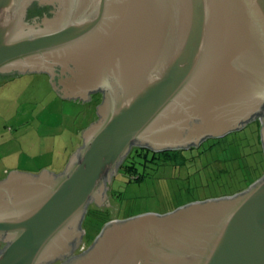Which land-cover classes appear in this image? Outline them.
<instances>
[{
    "label": "water",
    "instance_id": "1",
    "mask_svg": "<svg viewBox=\"0 0 264 264\" xmlns=\"http://www.w3.org/2000/svg\"><path fill=\"white\" fill-rule=\"evenodd\" d=\"M57 1L41 24L26 19L33 0H0V72L49 70L62 99L102 89V118L62 172L0 179V264L71 253L133 144L194 148L259 114L264 151V0ZM92 243L64 264H264V176L240 194L112 219Z\"/></svg>",
    "mask_w": 264,
    "mask_h": 264
},
{
    "label": "rangeland",
    "instance_id": "2",
    "mask_svg": "<svg viewBox=\"0 0 264 264\" xmlns=\"http://www.w3.org/2000/svg\"><path fill=\"white\" fill-rule=\"evenodd\" d=\"M32 3L27 19L48 12L38 0ZM87 113L84 103L62 99L45 74L22 73L0 83V179L13 169L62 171L78 148L79 130L90 121ZM258 127L259 123L250 122L198 147L170 150L171 158L149 161L138 174L119 168L109 182V196L101 203L109 213L88 207L85 241H94L104 218L165 213L187 201L228 196L254 182L264 173ZM141 173L144 176L138 178Z\"/></svg>",
    "mask_w": 264,
    "mask_h": 264
},
{
    "label": "flooded vegetation",
    "instance_id": "3",
    "mask_svg": "<svg viewBox=\"0 0 264 264\" xmlns=\"http://www.w3.org/2000/svg\"><path fill=\"white\" fill-rule=\"evenodd\" d=\"M32 5H33V3H31V5L29 6L27 14H28L29 9L31 8ZM38 6L45 7V8L47 7L48 12L46 14H44L42 17L34 18L33 19L34 22H30V21L27 20L29 23H41L42 24L46 18H49V17H47V15L50 16V18L52 16H54V13H55L56 9L59 6V2L57 0H38ZM11 73H13L14 76L18 75V74H22V73L45 74V75H47L50 78L51 83L53 85V80H54L53 79V74L49 70H40V71H30V70H28L26 72H21V73L20 72H0V75H1V77H6L8 74H11ZM15 73H17V74H15ZM53 88H54V85H53ZM105 97H106V93H105L104 90H102V89H91V90L88 91V94H87L86 97L80 96V97H77V98L65 99V100H75V101L84 103L87 106V109H88L87 115L92 117L91 120H90V125H91L93 122H95V121L99 120L100 118H102V115H100V113H99V105L104 102ZM92 108H93V110H92ZM250 122L258 123V118L257 117H253L252 119H250L247 122L246 125H248ZM246 125L238 128V129H233V130L227 132L225 135L220 136V137H209V136H207L202 141H204L206 139H209V138H216L217 139V138H221V137L227 136L230 133H234V132H237V131L245 128ZM192 146H195V145H192ZM170 150H176V149H168V150H164V151H161V152L167 153V156L170 157V155L173 154V153H170ZM150 152L156 153L155 151H150ZM123 167H124V162H122L119 165V168H123ZM251 183L249 182L248 185L251 184ZM109 193H110V189H109L108 186H106L105 190L103 192V196L104 197L109 196ZM91 206L101 210V202L99 203L96 198H93V200L89 203L88 207L90 208ZM105 208H107V207H105ZM83 225H84V220L80 224V230H82L83 232L76 239V242L73 245L72 252L67 254V255H64V256H61L59 258H56L55 260H52V261H50V262H48L46 264H64V263H66V261L68 259H70L71 257H73L75 255L80 254L81 252L85 251L89 247L90 243L85 241L86 234H85V230H84ZM7 242H8V237L6 235L0 236V250L4 246V244H6Z\"/></svg>",
    "mask_w": 264,
    "mask_h": 264
},
{
    "label": "trees",
    "instance_id": "4",
    "mask_svg": "<svg viewBox=\"0 0 264 264\" xmlns=\"http://www.w3.org/2000/svg\"><path fill=\"white\" fill-rule=\"evenodd\" d=\"M254 117L258 118V123H259V126H260L259 127V141H260V144L262 145V150H263V142H262V135H261V127H262V125H261V115L257 114ZM150 151H152V150L150 148H148V147L139 146V145L133 144L132 147H131V150L128 153V155L122 161V162H124V167L123 168L125 169V171L128 172L129 175L138 174L140 172V169L146 167L147 164L149 163V161L155 162L154 160H156L157 158H160L162 160H166L168 158H171V156L170 157L167 156V153H157V152L156 153H152ZM143 176H144L143 173H141V174H139L138 178H142ZM263 176H264V174L262 176H260V177H257L256 179L258 180V179L262 178ZM250 183H251V181H250ZM248 187L249 186L247 184L246 187H244L242 189H239L236 192H232L230 194H227V195H235V194L243 193ZM217 197H220V196H217ZM221 197H223V196H221ZM206 199L207 198H204L203 200H206ZM190 202H193V201H187V202H185L182 205L188 204ZM178 207L179 206H175L174 208H171L168 211H172V210H174V209H176ZM96 209H98V208H96ZM99 211L109 213L108 209H101V210L99 209ZM131 216L124 217L123 219H127V218H129ZM112 219L113 218H109V217L104 218L103 225H105L107 222H109ZM7 245H8V243L4 244V246L1 248L0 251H3ZM92 245H93V243H91L88 248H90ZM88 248L86 250H88ZM85 251H83V252H85ZM83 252H81L80 254H82ZM68 260H70V259H68ZM68 260L66 262H68Z\"/></svg>",
    "mask_w": 264,
    "mask_h": 264
},
{
    "label": "crops",
    "instance_id": "5",
    "mask_svg": "<svg viewBox=\"0 0 264 264\" xmlns=\"http://www.w3.org/2000/svg\"><path fill=\"white\" fill-rule=\"evenodd\" d=\"M88 110V109H87ZM92 110H93V108H92ZM91 116H90V120H91ZM90 125V121L86 124V125H84L80 130H79V134L84 130V129H86L88 126ZM80 137H81V135H80ZM82 140H83V138L81 137V140L79 141V144L77 145V147H79L80 146V144H81V142H82ZM76 152V151H75ZM68 163V162H67ZM67 165V164H66ZM45 169H48L49 171H51V172H53V173H56V174H58V173H60V172H62V171H56V170H52V169H50L49 167H46Z\"/></svg>",
    "mask_w": 264,
    "mask_h": 264
},
{
    "label": "clouds",
    "instance_id": "6",
    "mask_svg": "<svg viewBox=\"0 0 264 264\" xmlns=\"http://www.w3.org/2000/svg\"><path fill=\"white\" fill-rule=\"evenodd\" d=\"M117 83H119L117 81ZM102 86L106 89V90H111L112 88V85L111 83L108 81V79H104L103 82H102Z\"/></svg>",
    "mask_w": 264,
    "mask_h": 264
}]
</instances>
